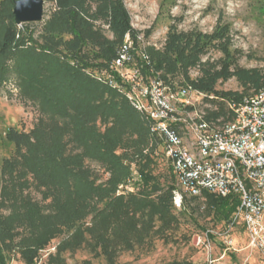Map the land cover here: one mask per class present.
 I'll use <instances>...</instances> for the list:
<instances>
[{"label": "trees", "instance_id": "trees-1", "mask_svg": "<svg viewBox=\"0 0 264 264\" xmlns=\"http://www.w3.org/2000/svg\"><path fill=\"white\" fill-rule=\"evenodd\" d=\"M7 1L13 6L16 0ZM53 2L57 26H48L42 46L19 48L17 53L13 49L17 43L21 45V40L17 39L14 15L11 13L12 21L7 24L0 9L1 57L9 59L16 55L23 96L38 102L51 122L55 120L53 127L45 123L31 133L9 135L15 143L16 155L6 161L2 175H8L12 188L1 185V175L0 187L2 196L12 197L13 203L8 217L0 214V264H8L6 249L18 251L27 264H35L40 250L62 233L68 236L56 246L51 263H62L60 255L64 251L86 245L94 251L99 249L109 264H114L120 250L133 249L144 241L156 220H161L160 228L174 225L176 180L167 160L175 184L161 187L152 182L148 169H141L139 181L133 186L153 189L154 197L138 194L140 187L138 191L130 188L125 194L116 195L118 185L132 177L130 165L123 159H135L138 154L137 158L144 160L145 165L150 161L140 150L151 133L150 122L123 93L95 76L117 56L127 33L137 45L139 31L133 27L123 0ZM102 26L108 28L113 38L104 33ZM26 33L32 40V32L26 29ZM150 33L147 30V35ZM233 45L232 25L221 15L211 32L183 31L176 22L171 23L162 50L151 48L149 57L152 66L167 81L178 63L183 83L217 105L216 109H207L206 118L229 120L233 117L230 105L239 104L250 95L249 91L254 93L264 86V66H241L243 52ZM212 52L220 56L212 59L209 57ZM193 69L198 70L196 77H191ZM232 78L243 87L242 91L217 88L219 82ZM187 109L194 110L193 106ZM131 132L140 135L132 145L134 151L129 154L125 150L118 155L117 148L131 145L126 138ZM86 159L100 162L110 173L109 178L98 182V177L85 166ZM28 174L36 181L45 206L22 196L21 191L30 182ZM203 195L208 215L229 224L239 198L210 192ZM198 198L201 196L190 197ZM186 203L187 197L184 207Z\"/></svg>", "mask_w": 264, "mask_h": 264}, {"label": "rangeland", "instance_id": "rangeland-1", "mask_svg": "<svg viewBox=\"0 0 264 264\" xmlns=\"http://www.w3.org/2000/svg\"><path fill=\"white\" fill-rule=\"evenodd\" d=\"M123 2L129 11L133 27L139 31L137 39L138 36H142L144 39L143 42L138 39L136 46L145 49L148 54L151 48L155 51L162 50L168 26L171 23L176 22L178 29L183 31L211 32L222 15L223 19L232 25L233 47L243 52L239 64L246 68L264 66V0H123ZM13 8L14 5L12 6L7 0H0L2 18L7 24L12 21ZM55 13L56 8L53 0H45L42 21L28 22L21 26L16 25L17 39L21 40V45L17 46V43L13 49L14 52H19V48L42 46L46 41L44 36L48 34V26L51 24L57 26L54 19ZM102 27L104 33L109 38H113L108 28ZM26 29L32 32V40L28 38ZM147 30H151L149 35H147ZM219 56L220 54L216 52L209 54L212 59H217ZM204 59L206 60L207 57ZM111 62H108L107 66ZM174 66L176 69L168 78L174 84L181 85L183 78L179 73L178 63ZM90 71L87 72L91 75ZM190 74L191 77H196L198 70L193 69ZM217 88L243 90L235 78L227 82H219ZM249 93L252 94L253 90ZM194 100V110H188L184 114L188 119L195 116L196 113L202 114L206 113L207 109L217 108V105L205 99V94H195ZM54 122H51L48 114L42 112L38 102L23 96L17 75L16 55L12 54L9 59H3L0 54L1 185L4 184L12 188L8 175H2V171L7 164L6 161L16 155L15 143L10 138V136L15 137L16 134L13 132L31 133L37 126H42L41 124L50 123V126L53 127ZM53 130L56 129L53 128ZM126 138L131 145L123 149L117 148L118 155L125 150L126 153H132L134 151L132 145L134 146V143L139 140L140 135L138 132H131ZM140 150H142V154L150 158L149 163L145 165L144 160L137 158L138 154L134 155L135 159L124 158L123 162L130 165L132 177L118 185L116 195L126 193L125 185L133 177L130 188L135 191L139 190L140 186L138 187L137 184L133 186V184L139 181L141 169H148L152 176V182L161 187L175 184L160 138L149 133L147 143L141 145ZM85 166L92 170L94 176L98 177V182L105 181L110 176V173L104 170V166L96 160L86 159ZM27 179L30 182L21 191L22 196L45 206L41 191L35 186L36 181L33 176L28 174ZM137 193L154 197L151 188L142 187L141 191ZM5 198L2 196L1 186L0 214L3 217H8L12 211L13 198ZM187 198L188 203L185 207L184 204L181 208L174 206L172 211L176 216V222L172 227L160 228L161 220H156L153 230L148 233L144 241L136 244L133 249L120 250L114 264H264L263 254L258 248L252 246L247 230L241 222L230 228L229 224L218 222L208 215L204 209V195L196 200ZM3 201L4 204L1 205ZM18 202L20 203V200ZM157 229L159 231L155 232ZM67 236L68 233H62L41 249L35 264H109L99 249L94 251L86 245L75 250L64 251L60 255L62 263H51L50 256L56 254V246ZM5 252L8 264H27L18 251L6 249Z\"/></svg>", "mask_w": 264, "mask_h": 264}, {"label": "built area", "instance_id": "built-area-1", "mask_svg": "<svg viewBox=\"0 0 264 264\" xmlns=\"http://www.w3.org/2000/svg\"><path fill=\"white\" fill-rule=\"evenodd\" d=\"M95 76L123 93L161 139L176 180L174 206L181 208L185 197L205 192L237 196L240 202L229 226L241 222L264 256V86L230 105L229 120H208L206 113L188 119L184 114L194 107V95L203 93L164 79L130 33L111 64Z\"/></svg>", "mask_w": 264, "mask_h": 264}, {"label": "water", "instance_id": "water-1", "mask_svg": "<svg viewBox=\"0 0 264 264\" xmlns=\"http://www.w3.org/2000/svg\"><path fill=\"white\" fill-rule=\"evenodd\" d=\"M45 0H16L13 14L17 25L40 22L44 17Z\"/></svg>", "mask_w": 264, "mask_h": 264}]
</instances>
